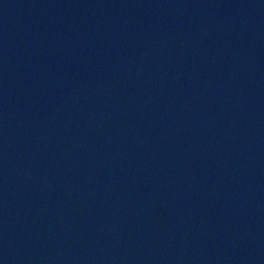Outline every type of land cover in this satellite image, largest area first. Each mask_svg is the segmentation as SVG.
<instances>
[{"label":"water","instance_id":"95a60500","mask_svg":"<svg viewBox=\"0 0 264 264\" xmlns=\"http://www.w3.org/2000/svg\"><path fill=\"white\" fill-rule=\"evenodd\" d=\"M0 264H264V0H0Z\"/></svg>","mask_w":264,"mask_h":264}]
</instances>
